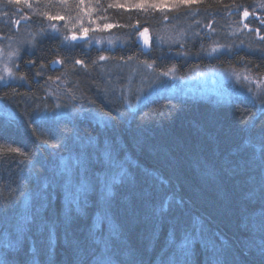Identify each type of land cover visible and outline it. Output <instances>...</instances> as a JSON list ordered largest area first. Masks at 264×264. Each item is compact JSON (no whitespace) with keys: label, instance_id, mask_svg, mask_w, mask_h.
Here are the masks:
<instances>
[{"label":"trees","instance_id":"16d2710c","mask_svg":"<svg viewBox=\"0 0 264 264\" xmlns=\"http://www.w3.org/2000/svg\"><path fill=\"white\" fill-rule=\"evenodd\" d=\"M119 1H96L119 31H187L195 54L199 30L212 29L214 41L245 47L206 66L264 77V42L246 30L229 39L220 19L237 23L264 0L174 3L161 18ZM13 6L0 4V36L22 25ZM123 54L146 58L134 44L116 61ZM93 58L42 36L19 62L22 83L0 87V264H264V112L241 98L166 94L131 111ZM58 61L74 70L85 111L55 116L44 81ZM70 155L75 176L63 168Z\"/></svg>","mask_w":264,"mask_h":264},{"label":"rangeland","instance_id":"374dc122","mask_svg":"<svg viewBox=\"0 0 264 264\" xmlns=\"http://www.w3.org/2000/svg\"><path fill=\"white\" fill-rule=\"evenodd\" d=\"M96 1L0 0V4L14 5V14H16L14 19L19 21L20 25L22 24L20 29L17 28V34L0 36V87L22 83L23 79L17 74L22 56L30 53L35 42L42 36L50 35L58 38L69 51H80L87 56L94 55L91 62L94 67H97L96 72L108 79L104 89L109 92L117 91L125 106L131 111L139 109L160 94H166L214 97L220 100L241 98L250 101L264 112V77L254 74L243 64L237 65L236 68L206 66L212 61L221 59V56L237 53L245 46L235 47L233 42L230 43L228 40L214 41L215 32L203 27L199 30L201 38L195 43L198 48L194 54L191 46L186 47L182 44L186 41L187 31L185 33L183 30H171L160 24L157 27H134L132 29L136 32L134 34L132 31L122 32L111 24L106 17L108 12L101 10V5ZM194 1L184 4H192ZM180 2L181 0L119 1L127 9L134 7L142 10L146 5L149 11L158 14L159 18L167 14L174 3L176 5ZM22 9L32 14L31 17L36 18V21L33 19L27 22ZM47 9L50 11L48 15H45L44 11ZM245 13L249 14L250 19L243 24L241 18ZM228 14L220 16V19L225 20L224 28L227 31L226 34H229V39L243 35L245 26L251 29H264L263 9L255 13L241 12L240 15L238 14L239 22L237 23L228 18L230 15ZM25 23L29 25L26 26ZM33 26L36 31L31 30ZM255 26L256 28H253ZM73 36L77 38L73 39ZM261 36H263L262 33ZM254 38L258 40L255 36ZM131 44L138 45L143 53L142 44L147 45L146 58L125 57L126 54H123L124 62L116 61L118 58L115 54L119 55V51L121 53L127 51ZM261 49L264 50V43ZM156 56L160 66L155 64ZM194 62L195 64L191 65ZM52 67L59 70L58 77L53 80L46 79L44 85L47 96L56 104L55 116L68 115L67 108L75 109V111L79 109L76 112L84 110L89 104L83 101L84 97L74 82V70L60 61L55 62ZM80 116H84L83 113ZM76 166L75 159L71 155L63 162L65 173L69 171L71 176L76 175Z\"/></svg>","mask_w":264,"mask_h":264},{"label":"snow or ice","instance_id":"6c2138e0","mask_svg":"<svg viewBox=\"0 0 264 264\" xmlns=\"http://www.w3.org/2000/svg\"><path fill=\"white\" fill-rule=\"evenodd\" d=\"M182 3H190L191 0H181ZM245 15H247V13H245ZM51 18V17H50ZM147 30L145 29V32ZM143 35V33H141ZM73 39H76L77 37L73 36ZM147 43V40L145 41ZM101 59H103V57H101ZM77 63H80V61H77ZM21 79H23V77H21ZM12 151H16L15 149H13ZM6 208V206H3ZM29 222H31V217H29ZM39 223L41 225V227H45V226H49V225H54L55 221L50 219L47 216H42L39 220Z\"/></svg>","mask_w":264,"mask_h":264},{"label":"water","instance_id":"95a60500","mask_svg":"<svg viewBox=\"0 0 264 264\" xmlns=\"http://www.w3.org/2000/svg\"><path fill=\"white\" fill-rule=\"evenodd\" d=\"M249 19H250L249 14H247V15L244 14L243 17L241 18V22L243 24H245V22L248 21ZM245 29H246L247 32H253V33H255L256 34V38L259 41H263L264 40V36H261V31L260 30H258V29H251V28L246 27V26H245ZM142 47H143L144 54H146L148 52V46L145 45V44H142Z\"/></svg>","mask_w":264,"mask_h":264},{"label":"flooded vegetation","instance_id":"af4514ba","mask_svg":"<svg viewBox=\"0 0 264 264\" xmlns=\"http://www.w3.org/2000/svg\"><path fill=\"white\" fill-rule=\"evenodd\" d=\"M248 22V21H247ZM246 24V23H245ZM245 26V25H244Z\"/></svg>","mask_w":264,"mask_h":264}]
</instances>
